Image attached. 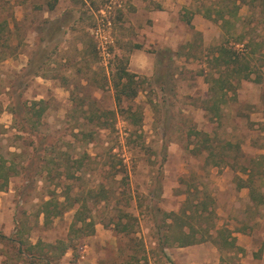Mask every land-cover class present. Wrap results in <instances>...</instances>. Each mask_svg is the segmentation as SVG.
I'll return each instance as SVG.
<instances>
[{"label": "rangeland", "instance_id": "rangeland-1", "mask_svg": "<svg viewBox=\"0 0 264 264\" xmlns=\"http://www.w3.org/2000/svg\"><path fill=\"white\" fill-rule=\"evenodd\" d=\"M49 1L0 0V156L13 163L0 189V264H23L3 239H13L21 222L28 240L39 239L53 258L48 264H264V207L239 182L241 167L264 153V0H56L51 10ZM221 16L242 42L262 41L263 48L250 56L251 77L260 82L239 80L213 114L203 74L212 68V49L238 38H225ZM37 49L46 55L42 75L16 85V93L44 102L38 135L53 149L39 153L49 161L43 168L31 159L35 138L16 129L7 106L16 74ZM119 66L139 85L117 105L111 77ZM69 90L95 114L113 110V127L96 130L79 119L95 138L73 135ZM201 146H209L210 158L204 149L194 153ZM76 157L79 170L68 166ZM201 192L210 198V218L180 216L199 240L159 249L156 227ZM50 198L63 205L48 206L59 213L44 221L42 203ZM76 200L85 203L86 225L73 221ZM215 229L237 231L244 252L219 250Z\"/></svg>", "mask_w": 264, "mask_h": 264}, {"label": "trees", "instance_id": "trees-1", "mask_svg": "<svg viewBox=\"0 0 264 264\" xmlns=\"http://www.w3.org/2000/svg\"><path fill=\"white\" fill-rule=\"evenodd\" d=\"M56 0H51L48 2V9L51 10L54 6ZM62 19V18H57ZM236 19V17H234ZM56 20V19H55ZM53 21V23L57 21ZM59 23V22H57ZM61 26H64L65 22L59 23ZM220 25L224 27V25H229V20L221 16ZM229 26L224 27L225 30L222 33L225 35V38L233 37V35L238 36L237 43H233V45H228V42H225V39L221 41L220 44L216 45L211 52V57L207 64L211 66V70L209 73L203 74V79L207 83V102H210L209 111L216 114L219 108L218 104L226 102V95L228 92L233 94L237 87L239 80H250L252 82H260V76L255 74V76L251 77L253 73L251 70L250 65V56L257 51L258 49H262L263 42L262 41H254L247 39L245 42L243 41V36L240 34H233V31H229ZM60 27V26H59ZM54 28V27H52ZM55 28L47 31L49 39L51 36L55 35ZM1 39V33H0ZM224 41V42H223ZM240 44L241 48H237L234 45ZM33 56H29L28 61L24 68H22L15 76L14 86L13 89L9 93L8 98V109L12 116V120L16 125V129L21 132H26V134L33 135L35 138V143L33 142V150L31 151L32 157L31 159H36L32 161L40 162V168H43L49 161H45L44 157L39 156L40 152L45 153L48 149H53L52 145L46 142L44 136H39L38 125L40 123L39 118L41 117L43 110H44V102L41 99L38 100H30L29 102L25 99H21L20 93H16V85L25 86L27 84V80L30 78L42 75V65H44L46 55L42 54L40 49L36 50ZM261 57H264V52H260ZM210 63V64H209ZM213 71V72H212ZM134 74L128 72L124 67L119 66L116 68L115 72L111 77V86L113 89V98L117 105H119L124 100L132 99L136 92L138 80L134 78ZM69 94L71 97L72 109H71V117L74 120L76 126L74 128H78L77 132H73V135H82V139H84L85 143L89 141L92 142L95 138L96 131L94 133H85L83 131L84 122H79V119L82 121L85 119L87 122L91 123L94 128L97 129H107L113 127L112 120L114 119V111L113 110H106L101 111L100 113L95 114L89 107V104L86 106L82 98L73 96L72 90H69ZM83 101V102H82ZM84 106H86L84 108ZM133 119L131 123H137V119L133 116L134 113L130 114ZM139 117V116H138ZM264 126V122L262 123ZM199 135V132H194V135ZM203 139L206 135H202ZM207 141V138L204 139ZM264 141V140H263ZM208 145V144H207ZM264 147V145H263ZM201 149L207 151V155L209 158L211 157V150L209 146H201V148L195 147L194 153L198 150L201 152ZM264 150V148H263ZM219 159H222L223 156H219ZM44 161V162H43ZM222 161V160H218ZM75 164L76 170H79L81 167V157L73 158L70 162L69 167L71 164ZM214 164H217V161L213 160ZM57 165V164H56ZM260 165H264V153L259 154L255 158H251L248 160L246 165L241 167V172L245 175L244 179H239V182L242 183L243 186L247 187L248 189V198L249 200L256 206H263L264 207V190H260L259 185H254L255 181H264V170L260 171L258 168ZM67 163L65 164V167ZM13 172V163L7 162L0 156V189L6 185L7 180ZM158 181V180H157ZM259 182V183H261ZM158 183V182H157ZM264 184V183H263ZM158 187V185H157ZM203 194L200 199L192 203V200L185 197L183 201V209H181L179 215L172 214L170 222H167L166 225L163 222V226H157V236L156 245L159 249H163L167 246L177 245V246H186L196 243L199 239L195 238V230L191 223L188 220L181 219L180 216H184L186 219L189 217H196L199 221L203 219L202 215L206 214V219L210 218V214H213V210L211 208H207L208 204L210 203V198L205 192H201ZM64 199L68 198V194L64 192L63 195ZM53 199H48L42 203V211L44 213V218L46 219L48 213H52L53 215L59 213V209L49 210L48 206L54 205L58 203L63 205L62 202H54ZM79 204L76 206L74 214H73V221L79 222L80 224H87L85 222L84 217L80 215V208L85 207V203L80 200ZM99 201V198L96 199ZM73 206V204H70ZM200 206V208H198ZM199 209V212L198 210ZM190 210V212L194 213V215L186 214V211ZM204 214V215H205ZM167 216V214H165ZM181 216V217H182ZM176 220H178L176 222ZM205 220V219H203ZM44 221H47L44 220ZM16 223V220H15ZM17 224V223H16ZM167 227L168 229L165 231L163 227ZM213 227V226H212ZM169 228H172L169 230ZM29 228L23 226L22 222L20 226H18L17 231L13 239L11 238H4L5 245L9 246L15 252L12 254V258L14 259L15 256L19 257L20 255L24 258L23 264H33L37 260H44V263H47L52 260L53 258L49 259L47 257L46 252H41V248L38 247L39 239L35 242H30L27 238ZM206 230L204 229V232ZM206 233V232H205ZM214 234L219 236L222 240H215L214 243L217 245L219 250H233L236 248L234 245L233 238L229 235V233L222 235L220 229H215ZM26 236V237H25ZM7 242V243H6ZM21 245H25L23 251L21 250ZM25 253L23 256L22 253ZM26 259V260H25Z\"/></svg>", "mask_w": 264, "mask_h": 264}, {"label": "crops", "instance_id": "crops-1", "mask_svg": "<svg viewBox=\"0 0 264 264\" xmlns=\"http://www.w3.org/2000/svg\"><path fill=\"white\" fill-rule=\"evenodd\" d=\"M229 233V235L233 238V240H234V245L236 246V248L235 249H233L234 251H236L237 253H239V252H244V249H245V246H244V244H242V243H240V242H236V238H235V236H238V232L237 231H233V232H228ZM235 234V235H234ZM0 256H2V253L0 252Z\"/></svg>", "mask_w": 264, "mask_h": 264}]
</instances>
